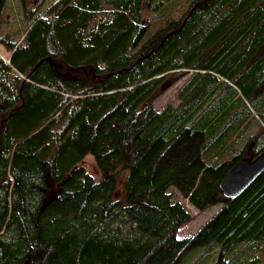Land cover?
I'll return each mask as SVG.
<instances>
[{"label": "trees", "instance_id": "trees-1", "mask_svg": "<svg viewBox=\"0 0 264 264\" xmlns=\"http://www.w3.org/2000/svg\"><path fill=\"white\" fill-rule=\"evenodd\" d=\"M10 1L0 264H264V172L220 189L264 151V0H20L16 36ZM178 72L177 103L156 108ZM171 189L220 208L178 238L192 215Z\"/></svg>", "mask_w": 264, "mask_h": 264}, {"label": "rangeland", "instance_id": "rangeland-1", "mask_svg": "<svg viewBox=\"0 0 264 264\" xmlns=\"http://www.w3.org/2000/svg\"><path fill=\"white\" fill-rule=\"evenodd\" d=\"M53 1L54 0H38V2H35L34 0H25V4L27 6H35L36 4H39L42 7H45L46 5L51 4ZM21 11H22L21 1L11 0L5 16L4 29L12 32L14 36L18 35L20 32V26L22 21ZM144 14L145 16H147L148 14L150 16L152 15L151 10L146 11V9L144 10ZM0 56L4 60H7L9 56V52H7L2 46H0ZM188 75L189 74L185 72L173 73L169 84L164 86L155 95L153 99L154 106L156 108H160L167 102L176 104L177 103L176 91L185 81ZM253 130H255V128ZM81 165L84 166L87 173L91 175L95 180L100 179V173L92 155L90 154L87 155ZM170 191L172 192L173 201H178V202L181 201L185 205L189 213L192 215V220L182 225L177 230L178 238H184L192 235L202 224H204L220 208L219 205H215L208 207L204 211H198L193 206H191L187 200L183 199L175 189H171ZM198 251L195 252L196 256L199 253H201L200 249H198ZM187 263L188 261L185 262L184 264ZM210 263L211 261L208 262V264Z\"/></svg>", "mask_w": 264, "mask_h": 264}, {"label": "water", "instance_id": "water-1", "mask_svg": "<svg viewBox=\"0 0 264 264\" xmlns=\"http://www.w3.org/2000/svg\"><path fill=\"white\" fill-rule=\"evenodd\" d=\"M38 2V0H34ZM264 172V151L255 157L238 161L220 184L224 197L234 198L242 194Z\"/></svg>", "mask_w": 264, "mask_h": 264}]
</instances>
